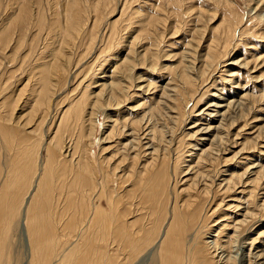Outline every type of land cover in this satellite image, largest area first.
<instances>
[{"label": "bare ground", "instance_id": "obj_1", "mask_svg": "<svg viewBox=\"0 0 264 264\" xmlns=\"http://www.w3.org/2000/svg\"><path fill=\"white\" fill-rule=\"evenodd\" d=\"M65 10H68V8ZM79 10L76 7L74 16H78ZM97 15L99 14L97 13ZM69 16L72 17L73 15ZM79 18L80 20L82 19L81 16ZM20 19L23 20V17L21 16ZM89 20L91 21L88 18ZM75 21H68L70 28L67 31L70 33L68 32L67 39L71 38L75 33L77 34L76 36L80 34V32L76 31L78 28H76V25L79 22ZM97 22L94 27H98L99 24ZM158 23L156 24L158 25ZM149 24L151 23L149 22ZM128 25L130 24L128 23L126 26ZM114 26L113 28H115ZM159 27L161 26L159 25ZM129 29L128 32L130 31ZM8 30L4 31L8 33ZM4 31L0 33V45L6 41L8 36ZM79 31H81L80 28ZM84 32L86 33L87 31ZM116 32L113 31L111 34ZM139 33L137 34L139 35ZM88 35L90 38L92 33ZM122 36L125 37V35ZM83 40L86 43L88 42L86 38ZM88 40L90 41V39ZM92 40L95 41L98 38H92ZM217 40H222V38L220 37ZM137 41L139 42V40ZM132 42L131 46H134V42ZM89 43L91 45L93 42L90 41ZM139 43L141 45L142 42ZM217 44L219 45V43ZM72 45L74 47L73 43ZM87 46L89 47V45ZM92 46L96 45L93 44ZM106 46V49L99 48L95 53L100 54L99 57L107 53L104 56L110 57L106 56L108 60H111L112 57L115 58L121 49L127 48L123 47L125 46L124 44L123 48L115 46L116 48L114 47L115 49L112 50H110L109 46H107L108 48ZM137 46H134V48L136 47L137 49ZM90 49L92 50V48ZM151 49L148 46V49L147 47L144 49V53L134 54L135 49L130 48V51L123 53L122 56L119 55L120 57L117 56L116 60L114 59L115 61L108 68L110 71L100 68L103 70L101 71L98 68L99 70L88 73L91 71L88 67H86L89 70L88 72L86 69L84 71L82 67L77 69V71L80 70L78 72L80 77L75 80L77 83L75 85L79 89L80 97L77 101L75 100V103L73 102L74 100L65 103V107L63 106L61 110H58L59 107L53 109L52 106V103H54L52 102V93L57 92L54 91L56 90V88L54 89L55 82L50 85L52 81L48 80H54L49 78V76L47 77L48 67L46 69L47 73L40 74V80H36L39 86L36 89L33 87L34 90L32 89L33 94L31 93L32 97L29 98L30 100L32 99V103L28 98L26 99L31 104L23 103L18 111L13 112L12 107L17 99L10 100L12 97L11 92H9L10 96L3 97L5 99L0 103V142L5 145L4 150L7 155L6 159L2 160L4 156L1 158L2 154L0 152V264L3 263L2 260L5 257L7 258L4 242L7 233L6 228L11 226L14 217H19L18 230L20 231V236H22L26 252V264H132V261L142 252L151 247L156 251L158 264H244L245 257L249 260L245 264H264V248L257 250L258 247H255L252 252L247 250V254H244L245 257L243 256L244 258L237 260L239 263L234 260L235 257L226 255L225 257H218L219 249L226 251L232 240V236L226 233L231 227L224 222L226 218L230 219L232 217L229 211L236 210L239 207L238 204L243 201H237L236 195L247 190V194L250 197L247 202H245L246 200L244 201L245 204L243 206L245 207L244 209L248 210V205L250 207V203L257 201L256 198H259L257 195L255 196L256 191H259L258 188L261 187L260 191L264 190V180L261 182L262 178H264V166H260V163L256 165L249 164L255 170L248 174L249 169H252L248 165L249 169H246L247 172H245L243 168L245 164L243 165V162H241L245 158H241L242 148L228 158V155L233 153L232 150L240 146L239 139L243 137L242 135L239 138L243 130L239 126L242 118L240 113L242 104L235 103L234 95L236 93L231 95L227 93L225 94L226 97H218V102L207 105L202 111L199 110L198 114L193 115V113L198 111L197 107H201L202 103L212 96H207L208 90L211 89L203 90L206 88L209 78L205 75L206 65L202 67V64L201 66H196L195 63H188L189 66L186 67L178 66L175 71H171L170 82L172 80L174 88L171 87L170 89L167 87L168 90H165L158 84L164 73L159 69V60L155 57L157 56V50H153L154 47ZM209 50L205 62L208 64V68L209 66L211 68L210 64L213 62L212 64L214 65L219 56L215 54L217 51L211 47ZM92 52L90 53L92 54ZM186 56L188 57L189 54ZM80 58L83 57L81 56ZM80 58L78 61H80ZM96 59L99 58L97 57ZM168 60L171 62L170 59ZM186 60L187 58L185 57ZM237 60L225 65L226 68L230 66L229 70H231L234 65L239 64L235 62ZM104 62L108 63L106 60ZM87 64L85 66L90 67L91 65V67H94V64L93 66L91 63ZM242 64L241 62L240 65ZM112 65L115 66L112 67ZM53 66L52 75L55 79L65 75L60 64L55 63ZM102 66L105 67V64ZM195 66L196 69L194 70ZM42 68L44 67L42 66ZM64 68L66 69V67ZM81 72H83V76ZM108 73L110 75H107ZM233 73L231 72L230 74ZM76 74L72 76L76 77ZM60 79H58L59 84L62 82H60ZM215 80L212 78L211 81L215 82ZM66 83H68L67 80ZM225 83L227 84L228 82ZM63 84L66 85L65 83ZM92 86L96 88L94 91H90ZM143 90L146 92L144 93ZM222 91L221 94L223 93ZM64 93H67V91H64ZM153 98L154 108L151 106V110L146 115L142 113L143 116L141 115L142 117L138 118L137 112L148 110L145 107L148 104L151 105ZM213 99L216 100L215 97ZM88 102L91 103L89 107L87 106ZM189 103L190 105L192 103V107L190 106L191 108L186 112ZM165 108L167 111L169 109L167 118L160 111ZM100 110H104L105 113L104 127H106V130L100 135V141L103 146L98 156L100 160L98 172V169H96L98 164L96 163L97 165H95L91 150L93 148L94 135L96 134V117ZM206 111L209 113H206ZM230 111H233L232 116L229 114L231 113ZM187 119H189L190 123H193V126L186 128L184 123ZM167 121H169L168 123L171 126L168 128L165 126L169 134L168 137H165L164 131L162 128L159 129L161 126L158 127V125L162 122L167 125ZM252 122L255 123L254 121ZM216 123L217 125H215ZM250 126H248L250 127V129L248 128V136L256 131L255 125L250 123ZM182 127L185 128L180 130ZM234 130L236 131L234 132ZM230 131L232 133L229 135ZM223 132H226L224 136L222 135ZM258 133L260 132L258 131ZM130 136L135 140L134 143L131 141L128 146L127 143V145H123L120 142ZM206 136H210L209 139H206ZM256 137L258 136L256 135ZM253 140L250 139V141ZM190 141H194L196 146L200 145L199 143L201 142L207 141V143L206 145L203 144L197 152L195 151L196 146H192ZM249 143L250 147H254V142ZM191 150L195 152L191 153ZM188 158H191V160L189 161ZM234 158H237V161L232 162ZM229 162L233 165H230L229 169L223 170ZM234 166L236 169H232ZM240 169L242 171L238 172ZM226 173L228 174L227 176ZM223 176L227 178L218 181ZM112 178L118 181V191L110 186L113 181ZM262 191L261 193H264ZM245 196L247 197V195ZM230 198L231 200H228ZM233 202L238 203L232 204ZM262 203L255 208L257 210L261 208L260 210L264 212V200ZM231 204L234 206H231ZM104 205L107 210H105ZM249 209L252 210L253 208ZM257 217L258 214L256 216L255 213H247L232 228H235L234 230H243L248 225V221L257 219ZM220 218L223 220L219 221L218 219ZM217 220L220 227L217 230H212L213 233L216 232L213 235L215 239L212 242L207 241L206 235L213 227L212 222ZM225 236H227V239L222 242L221 240ZM259 237L263 238L264 232L261 235L258 234L257 238L252 239L249 245ZM244 243H242L240 248H245Z\"/></svg>", "mask_w": 264, "mask_h": 264}, {"label": "rangeland", "instance_id": "obj_2", "mask_svg": "<svg viewBox=\"0 0 264 264\" xmlns=\"http://www.w3.org/2000/svg\"><path fill=\"white\" fill-rule=\"evenodd\" d=\"M78 1H80V2H78ZM89 2H90V4H89ZM67 5H68V7H67ZM82 5L85 7V9ZM76 7H78V10L81 9V10H79L78 16H74L75 11H76ZM67 8H68V10H65ZM22 10H24V11H22ZM96 12L99 14V15H97L98 18L96 16V14H97ZM24 14L28 17V19ZM71 14L73 15L72 17L69 16ZM88 14H89V16H87ZM84 15H86V16H84ZM91 15H93L92 16L93 19L91 18ZM21 16L23 17V20L20 19ZM80 16L82 17L81 20L79 18ZM84 17L85 18L87 17V19H85ZM99 17H100V20H99ZM88 18L91 19L92 22L90 20L89 21L91 22L92 25L88 21ZM75 19H77L76 21L79 22L78 25H76V28L78 27L76 31L80 32V34L78 33L80 37L76 36L77 34L75 33V34H73V36L71 38L67 39L68 38L67 34L70 33L69 31H67L68 28H70L68 21H72V20L75 21ZM154 19H156V20L154 21ZM166 20H167V22H166ZM96 21H98L97 22V24H99L98 27L97 26L94 27ZM100 21L102 24L100 23ZM153 21L154 22L157 21L156 23L159 22L160 24L158 23V25H157ZM162 21L164 22V25H163ZM127 22L130 24V25H128L129 27L126 26L128 24ZM149 22L151 24H149ZM111 25H113V26L115 25L114 26L115 28H113V26H111ZM136 25H138V26H136ZM142 25H144V26H142ZM159 25L161 27H159ZM123 26H124V29H123ZM104 27H106V28H104ZM140 27H142V28H140ZM148 27L150 30L148 29ZM79 28L81 31H79ZM83 28H84V30H83ZM127 28L128 29L130 28L129 32H128ZM3 29L4 30L9 29L7 31L8 33H6ZM122 29H123V31H122ZM126 29H127V31H126ZM146 29H147V31H146ZM111 30H113L115 32L117 30V32L112 33V34H114L112 36L111 32H113V31H111ZM120 30L124 33L122 34V32ZM140 30H141V32H140ZM151 30H154V31H151ZM155 30H156V33H155ZM3 31L8 36L6 35L7 36L6 41L0 45V99H1L0 103L2 102L3 99H5L3 97L10 96L9 92H11L12 97L10 98V100L11 99H17L16 102L14 103L13 107H12L13 112H15L16 110L18 111L19 107L23 103H25V104H26V102L29 104L32 103V99L31 100L29 99L30 97H32L31 93L33 94L32 89L34 90V88L36 89L39 86V84L37 85L36 80L37 79L40 80L39 75L47 73V70H48L47 77L49 76V78L54 79V80L48 79L50 82L52 81V83L50 85H53L55 82L54 89L56 88V90H54V91L57 92V93H54V92L52 93L53 94L52 95V97H53L52 102H54V103H52L53 109L56 107L57 108L59 107L58 110H61L65 103H67L69 101H73V100H74L73 102L75 103L80 97V94L78 93L79 89L77 88V86H76L77 83L75 81L80 77V75H78L79 74L78 72L80 70L77 71V69H81V67H82V69H84V71H85V69L87 70V72L89 70H91L88 73H90L92 71H97L100 68L103 70H107L111 66V63H113L116 60L117 56L118 57L122 56L123 53L130 51V48L135 49L134 54L135 53L141 54L143 51H145L144 49H146V47H147V49H148V46L150 49L154 47L153 50H155V49L157 50L156 53H157L158 57L157 56H155V57L157 58V60H159V62H158L159 67H160L159 69H161V71H163V73H164L163 78L160 80V82H158V84L161 86V88H164L165 90L166 89L168 90V88L171 89V87L174 88L172 85V80L170 82L171 71L172 70L175 71L178 66H180V67L185 66L186 67V66H189L188 63H190V64L195 63L196 66H201V64H202L203 65L202 67H204V65H206L207 68L205 71V75L209 77L208 78V84H207L209 86L206 85L205 86L206 88L204 87L205 89H203V90H207V88L211 89V90H208L210 94L207 93L208 94L207 96L212 95L213 97L211 96L210 99L209 98L206 99L202 103L201 107L198 106L197 107L198 111L196 113H193V115L198 114V112H200L199 110L202 111L207 105L214 104L215 102H218L217 101L218 97L219 98L223 97L227 93L229 95L236 93V95H234L235 98L233 97L236 101L235 103L239 104V105L241 103L242 105L240 106V109H241V107H242V109L244 108L243 110L242 109L240 110L241 111L240 113L244 116H242L239 113L242 117L239 123L241 125L243 124V126L244 125L245 126L243 127L239 124V126L242 127V129H243L239 135V138L242 135H243V137H241L239 139L240 146L237 147V149L236 148L233 149L232 150L233 153L229 154L228 158H229V156L235 154V152L240 150V148H242L241 151H243V153L241 154L242 155L241 158H243V157H245V158H243L241 162H243V165L245 164V166H243V168L245 169V172H247L246 169H249L252 164L256 165V164L260 163L259 164L260 166H264V62H263L264 61V0H73V1L72 0H0V33ZM84 31H87L86 32L87 34ZM88 31H89V33H88ZM93 32L95 35L93 34ZM103 32H105V34H103ZM91 33L93 36L90 35V38H89L88 34H91ZM137 33H139V35ZM172 33H174V34H172ZM148 34L150 35L151 41L149 39ZM102 35H103V37H102ZM106 35H108V36H106ZM109 35H111V36H109ZM122 35H125V37ZM108 37H110V38H108ZM139 37H141V38H139ZM220 37L222 38V40H217ZM85 38L88 41L87 43L85 40H83ZM92 38L93 39L98 38V40L94 41V40H92ZM103 38H104V40H103ZM133 38L135 39V41ZM88 39H90V41L93 42V43H91V45H90V43H89L90 41ZM112 39H114V40H112ZM118 39H119V41H118ZM145 39H147V40H145ZM137 40H139V42H142L143 44L141 43V45H140V43ZM116 41H118V42H116ZM132 41L134 42V46L138 45L137 49H136V47L134 48L133 45L131 46ZM67 42H69V43H67ZM215 42L219 43V45ZM72 43L74 44V47H72L73 46ZM121 43H122V45H120ZM136 43H138V44L136 45ZM13 44L15 45V47ZM81 44H82V46H81ZM93 44L96 46H92ZM106 44H107V46H109L111 48L110 50L115 49L116 48L115 46H117V47L121 46L122 47L123 44L125 45L123 47H127V48L121 49L120 53H118V55L115 58L112 57L111 60H108L107 59L108 56L107 55H106L107 57L104 56V54H107V53L103 52L104 53L103 56L105 58L103 56L99 57L100 54L98 55L97 53H95V51L97 52V50L99 48L106 49L105 48ZM87 45H89V47L91 46L90 48H92V50ZM112 45H114V46L112 47ZM139 45H140V47H139ZM98 46H100V47H98ZM142 46H146V47H142ZM156 46H158V47L156 48ZM227 46H229V47H227ZM78 47H80V48H78ZM141 47H142V49H141ZM210 47L213 50L217 51L218 54L217 53H215V54L219 57H218L217 62L214 65L212 64L213 63L212 62L210 64L211 68H210V66L208 68V64L205 62V60H207L206 58L208 57ZM86 48H88V49H86ZM67 49H69V50H67ZM74 49H76V50H74ZM184 49H186V50H184ZM11 50H12V53H11ZM84 50L86 52H82ZM151 51H152V49H151ZM90 52H92V54ZM72 53H73V55H72ZM86 53H88L89 55ZM187 54H189L188 57L186 56ZM64 55H66V56H64ZM81 56L83 58H80ZM88 56H90V57H88ZM96 56L99 59H96L97 58ZM18 57H19V59H18ZM185 57L187 58L188 61L187 60L185 61ZM75 58H76V60H75ZM79 58H80V61H78ZM108 58H110V57H108ZM168 59H170L171 62ZM74 60H75V62H74ZM90 60H92V61H90ZM105 60L108 61V63L104 62ZM229 60H230V62H229ZM234 60H237L235 62H238L239 64L234 65V67L231 70H229L230 66H228L226 68L225 65H227L228 63L234 62ZM255 61H257V62H255ZM66 62H68V63H66ZM241 62L244 65L243 64L240 65ZM55 63L60 64L61 68L64 70V73H65V75H62L59 78H56L57 80L52 75V70L54 68L53 65ZM87 63H91L92 66L94 64L95 68L91 67V65H90V67L85 66V65H88ZM99 64H101V66L103 64H105V67L104 66L101 67V66H99ZM42 66L44 68H42ZM114 66L115 65H112V67H114ZM196 66L194 67V70L196 69ZM241 66H243V67H241ZM47 67H48V69H47ZM64 67H66V69ZM86 67H88L89 70ZM103 70H101V71H103ZM108 70L110 71V69H108ZM76 72H77V74H76ZM83 72H81L82 74L80 73L82 76L84 75ZM231 72L232 73L234 72V73L230 74ZM227 73H229L230 75L228 74V76H227ZM73 74H76L77 76L73 77V76H75ZM111 74H112V70H111ZM216 74H218V75H216ZM33 75H34V77H33ZM107 75H110V73H108ZM63 77H64V79H63ZM212 78H213V80L216 79L215 82L211 81ZM58 79H60V82L62 81L66 85H64L61 82L64 85V87H63V85L61 83L59 84ZM66 80L68 83H66ZM225 82H228L227 84L229 87L226 86L227 84ZM75 83H76V85H75ZM56 84L57 85L59 84L58 85L59 87ZM67 84H68V86H67ZM223 84L225 85L224 87H223ZM1 85H3V86H1ZM93 86L91 87L90 91H94L96 89ZM74 88H75V90H74ZM76 88H77V91H76ZM234 89H236V90H234ZM159 90H161V89H159ZM217 90H219V91H217ZM64 91L65 92L67 91V93H64ZM143 91H144V93L146 92L145 90H143ZM221 91L223 92L222 94H221ZM230 91H231V93H230ZM62 92H63V94H62ZM18 95H19V97H17ZM64 95L66 97H68L69 99L66 98ZM77 95H79V96L77 97ZM148 95H149V93H148ZM69 96L71 97V99L72 98H75V99L71 100ZM248 96H250V97H248ZM214 97L216 100L213 99ZM27 98H28V100L31 101V103H30V101L26 100ZM58 98H59L60 102L58 101ZM249 98H251V99H249ZM135 100H137V98H135ZM153 100H154V98L151 101L152 103L150 102L151 105L148 104L147 105L148 107L147 106L145 107L146 109L148 108V110H146L147 112L146 111H142V112L138 111L137 112L138 118L142 117L144 113L146 115L148 113V111L151 110V108H152L151 106H153V108H154V103H153L154 101ZM239 100H241V101H239ZM247 100H249V101H247ZM61 102H63V103H61ZM74 103H73V105H74ZM90 104L91 103H89L87 106L89 107ZM60 105H62V106L60 107ZM167 106H168V104H167ZM190 106L192 107V103H191V105L189 103V107L186 108V112H188V109L191 108ZM90 109H91V106H90ZM160 111H162L163 116L165 115V118H167L166 116L169 115V113H168L169 109L167 111V109L165 108L164 110H160ZM88 112H89V110H88ZM101 112H103V113H101ZM230 112L231 113H229V114L232 116L233 111H230ZM206 113H209V112L206 111ZM253 117H255V118H253ZM105 119L106 118H105L104 110L103 111L100 110L98 116L96 117V123H95L96 134L94 135L95 138L93 139V148L91 150V154H92L93 159L95 161V165L98 164V166H96V169H98V172H99V167H100V160H99L98 156L101 153L100 150L102 149L101 147L103 146V144L100 141V139H101L100 135L103 132H105L104 130H106V127H104L105 126V124H104ZM248 121H251V122H248ZM252 121H254L255 123H253ZM153 122L155 123L154 118H153ZM168 122L169 121H167V125L164 124L163 122L160 123L159 125L157 124L158 127L161 126V127H159V129L162 128V130L164 131L163 133H164L165 137L166 136L168 137V135H169L168 130L165 128V126L167 128L171 126ZM247 123H248V125H247ZM250 123H252V125L256 126V129H255L256 131L252 135L250 134V136H248L249 135V129L251 127ZM184 125L186 126V128H188L191 125L193 126V123H190L189 119H187V121H185ZM215 125H217V123ZM248 126H250V127H248ZM184 128L185 127H182L180 130H183ZM244 129L245 130L247 129V130L245 131ZM165 131H166V133H165ZM235 131L236 130H234V132ZM258 131L260 133H258ZM225 133L226 132H223L222 135L224 136ZM230 133H232V132L230 131L229 135H230ZM258 134H260V135H258ZM256 135L258 137H256ZM213 136H215V135H213ZM246 136H247V138H246ZM209 137L210 136H206L205 138L209 139ZM213 138H210V139H213ZM249 138L251 140H253L255 138L256 139L253 141H250ZM260 138H261V140H260ZM125 139L126 140L123 139L120 141L121 143H123V145H125L127 143L129 146L131 144V141L133 143L135 142V140L132 138V136L126 137ZM241 139H242V141H241ZM190 142H192V144H191L192 146H196L194 141H190ZM249 142H254V145H253L254 147H252V146L250 147ZM0 143H1L0 144V147H1L0 152L2 154L1 158L4 156L2 160H5L6 155H7V153L4 150L5 145H3L2 142H0ZM206 143H207V141H205L203 143L202 142L199 143L200 145H197L195 147V149H196L195 151L198 152V149L201 148L203 144L206 145ZM120 145L122 146V144H120ZM253 149H255V150H253ZM195 151L191 150V153H193ZM244 151H247V152L244 153ZM251 153H253V154H251ZM107 155H105V156H107ZM247 159H248V161H247ZM190 160H191V158L189 159V161ZM234 161H237V158L236 159L234 158L232 162H234ZM249 164H251V165H249ZM230 165H233V164H230V162H229V164L226 165L227 167L225 166L226 168L224 167L223 170L229 169ZM234 165H235V163H234ZM248 165H249V168H248ZM232 169H236L235 166ZM253 170H255V169H253V168L249 169V171L247 173L249 174ZM256 170H258V168H256ZM241 171H242L241 169L238 170V172H241ZM227 173L229 174V172H227ZM227 173H226V176L228 175ZM247 173H246V175H247ZM263 175H264V173H263ZM226 176L220 177L218 179V181L219 180L221 181L223 178H227ZM112 179H113V181H112V183H110V186H112L114 188V190L116 189V191H118V181L115 180L114 178H112ZM263 180H264V178H262L261 182ZM249 186H247V188H249ZM244 187H246V186H244ZM260 188H258L259 191H256L257 194L255 193V196L257 195V197H259L258 199L256 198L257 201H254L257 203H254V202H253L254 204L250 203V207L248 205V210L244 209L245 207L243 206L245 204V202H247L248 198L250 197V195L248 196V194H247V190L243 193H238L236 195L237 201L239 200V202H241V200H243L242 201L243 204H242V202H241V204L240 203L238 204L239 209L237 208L238 209V210L236 209L237 211L236 210H234L232 212L229 211L231 213V216H232V217H230V219L226 218L229 222L225 219L224 223H227L229 225V227H231V228H229L230 230L226 231V233H229L230 236H232V240H231V243L229 244V247L226 251L219 249L218 257L219 256L225 257V255L228 257L231 256L233 258L235 257L234 260L237 261V260H240L243 256L245 257V255L247 254V250L252 252L255 247H258L257 250L258 249L261 250L264 248V239H263L264 237L263 238L259 237L257 240H255V242H253L251 245H249L252 242L251 241L252 239L257 238L258 234L261 235V233L264 232V214H263L264 212L262 210H260L261 208H259V210H257V208H255L259 204H261L264 200V193H261L262 190L260 191ZM238 191H240V190H238ZM262 192H264V190ZM239 195H240V197H239ZM245 195H247V197ZM244 197H245V199H244ZM228 200H231V198ZM237 203L238 202H233L232 204H237ZM232 204H231V206H234ZM104 208H105V210H107L105 205H104ZM249 208H251V209L253 208V209L250 210ZM259 211H261V212H259ZM234 212H235V214H234ZM251 212L253 214L255 213L256 216L258 214L259 219H258V217H257V219L255 218L257 221L254 219L256 222L252 219L250 220L251 221L250 222L247 219L248 225L245 226V228H244V229H246L245 231H244V229L243 230H239V229L234 230L235 228L234 229L232 228L235 224H238L237 221L243 219L244 215H246L247 213H251ZM17 219H18V221H17ZM218 220L220 221L223 219L220 218ZM218 220L215 221L217 223L216 225H215V222H212L213 227L211 225L212 229L206 235L207 241L212 242L215 239V237L213 235L216 232L213 233L212 230L213 229L217 230L220 227ZM231 222H234V223H231ZM252 223H255V224H252ZM236 226H238V225H236ZM18 229H19V217H17V218L14 217L11 226L9 228H6L7 233H6V238H5L4 242H5V254L7 255V258L5 257L4 260H2L3 261L2 264H26L25 263L26 262V260H25L26 252H25V248L23 246L22 236H20L21 234H19L20 231ZM250 229H251V231H250ZM247 230H249V231H247ZM223 236H224V234H223ZM226 239H227V236H225V238H222L221 241L222 242L224 240L226 241ZM246 239H248V240H246ZM232 242H233V244H232ZM242 243L245 244V248L244 247L240 248V247H242ZM261 244H263V245H261ZM148 249H150V250L152 249V250L150 251ZM146 250H148V251H146ZM146 250H145V252H142L134 261H132V264H158V260H157L158 258L156 257L157 256L156 251L152 247L147 248ZM152 251H154L155 253L154 252L151 253ZM247 261H249V260H247L245 257V263H247ZM237 263H239V261H237Z\"/></svg>", "mask_w": 264, "mask_h": 264}]
</instances>
